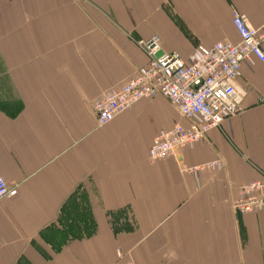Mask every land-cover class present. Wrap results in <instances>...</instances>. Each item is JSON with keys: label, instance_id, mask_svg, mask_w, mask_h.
Segmentation results:
<instances>
[{"label": "crops", "instance_id": "0c3cea01", "mask_svg": "<svg viewBox=\"0 0 264 264\" xmlns=\"http://www.w3.org/2000/svg\"><path fill=\"white\" fill-rule=\"evenodd\" d=\"M234 11L264 31V0H0V177L17 188L0 200V264H264V209L233 208L264 176L257 60L241 65L242 112L176 157L148 155L188 123L165 96L103 127L93 111L147 66L138 41L187 62L238 43Z\"/></svg>", "mask_w": 264, "mask_h": 264}, {"label": "built area", "instance_id": "2783aa9c", "mask_svg": "<svg viewBox=\"0 0 264 264\" xmlns=\"http://www.w3.org/2000/svg\"><path fill=\"white\" fill-rule=\"evenodd\" d=\"M231 23L238 43L222 41L209 47L198 46L197 55L187 62L176 51H163L157 35L138 41L148 64L119 90L94 103L97 125L106 126L140 100L165 96L188 123L177 124L154 139L148 155L157 161L176 157L186 146L205 139L226 118L242 112L243 95L236 83L243 62L254 59L264 67V31L251 27L247 18L236 11ZM217 164L216 160L207 166ZM236 192V212L247 214L264 209V176L239 186ZM16 194L17 188L8 187L0 177V200Z\"/></svg>", "mask_w": 264, "mask_h": 264}, {"label": "rangeland", "instance_id": "374dc122", "mask_svg": "<svg viewBox=\"0 0 264 264\" xmlns=\"http://www.w3.org/2000/svg\"><path fill=\"white\" fill-rule=\"evenodd\" d=\"M125 263H131V262H123L122 264H125ZM131 264H133V263H131Z\"/></svg>", "mask_w": 264, "mask_h": 264}, {"label": "trees", "instance_id": "16d2710c", "mask_svg": "<svg viewBox=\"0 0 264 264\" xmlns=\"http://www.w3.org/2000/svg\"><path fill=\"white\" fill-rule=\"evenodd\" d=\"M94 111V110H93Z\"/></svg>", "mask_w": 264, "mask_h": 264}]
</instances>
